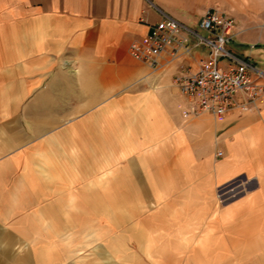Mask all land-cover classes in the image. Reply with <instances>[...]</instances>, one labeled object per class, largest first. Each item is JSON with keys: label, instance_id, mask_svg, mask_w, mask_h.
I'll return each mask as SVG.
<instances>
[{"label": "crops", "instance_id": "obj_1", "mask_svg": "<svg viewBox=\"0 0 264 264\" xmlns=\"http://www.w3.org/2000/svg\"><path fill=\"white\" fill-rule=\"evenodd\" d=\"M172 9L168 0H0V264H55L40 251L56 246V123L72 121L73 107L84 116L101 107L97 122H152L143 146L177 155L159 162L167 177L157 186L180 202L161 205L166 221L129 243L143 264H264V97L221 119L184 117L173 78L195 70L206 48L164 53L154 68L128 52L159 10L199 32V20ZM241 10L228 49L264 69V8Z\"/></svg>", "mask_w": 264, "mask_h": 264}, {"label": "rangeland", "instance_id": "obj_2", "mask_svg": "<svg viewBox=\"0 0 264 264\" xmlns=\"http://www.w3.org/2000/svg\"><path fill=\"white\" fill-rule=\"evenodd\" d=\"M168 1L174 12L193 24L209 8L232 15L237 24L241 9L255 15L253 11L264 8V0ZM190 44L179 55L199 49ZM98 108L88 107L84 116L73 107L72 121L56 123L63 132L56 143L61 148L54 153L56 190L63 196L56 197V246L40 254L55 264H143V249L130 248L129 243L144 241V226L166 221L158 216L161 205L174 209L180 202L181 197H159L160 173L167 176L157 167L160 161L178 158L174 153H154L157 144L143 146L142 137L151 139L155 134L154 123L93 121ZM102 108L100 117L110 118V107ZM84 117L88 120L82 121ZM91 202L98 204L97 209Z\"/></svg>", "mask_w": 264, "mask_h": 264}, {"label": "built area", "instance_id": "obj_3", "mask_svg": "<svg viewBox=\"0 0 264 264\" xmlns=\"http://www.w3.org/2000/svg\"><path fill=\"white\" fill-rule=\"evenodd\" d=\"M159 12L160 18L149 33L132 41L128 52L134 60L154 68L164 53L173 58L190 43V48H206L195 70L182 69L174 77L186 103L184 117L208 113L221 119L231 110L264 97V69L234 56L228 49L237 34L231 15L217 8L207 9L198 21L199 29L207 33L202 35L166 12Z\"/></svg>", "mask_w": 264, "mask_h": 264}]
</instances>
